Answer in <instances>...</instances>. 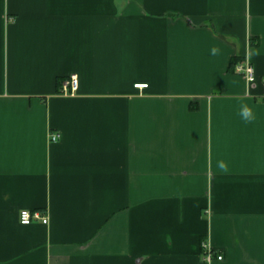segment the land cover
Wrapping results in <instances>:
<instances>
[{
	"label": "crops",
	"instance_id": "obj_1",
	"mask_svg": "<svg viewBox=\"0 0 264 264\" xmlns=\"http://www.w3.org/2000/svg\"><path fill=\"white\" fill-rule=\"evenodd\" d=\"M203 242L264 264V0H0V264H207Z\"/></svg>",
	"mask_w": 264,
	"mask_h": 264
},
{
	"label": "built area",
	"instance_id": "obj_2",
	"mask_svg": "<svg viewBox=\"0 0 264 264\" xmlns=\"http://www.w3.org/2000/svg\"><path fill=\"white\" fill-rule=\"evenodd\" d=\"M235 72L242 75L244 79L248 83H252L255 79V70L252 64L250 63L249 59L239 62L235 66ZM148 85H136V88L143 89L147 88ZM79 88V79L77 75L71 76L66 82L62 85L61 94L63 96H73L77 93ZM61 135L58 133H50L49 134V141L51 143H56L60 140ZM50 219L48 215L42 214L39 211H30V210H22L19 213V222L22 225H30L33 223H41L47 225ZM202 258L203 261L207 264L213 263L215 260L221 261L223 256L218 254L216 250H214L208 242L202 243Z\"/></svg>",
	"mask_w": 264,
	"mask_h": 264
},
{
	"label": "clouds",
	"instance_id": "obj_3",
	"mask_svg": "<svg viewBox=\"0 0 264 264\" xmlns=\"http://www.w3.org/2000/svg\"><path fill=\"white\" fill-rule=\"evenodd\" d=\"M215 49H213V52L215 53ZM241 116L243 117V119H245L246 121H251L254 119V114L251 108H249L247 105H243L241 107ZM218 167L222 170V171H227V164L224 161H219L218 162Z\"/></svg>",
	"mask_w": 264,
	"mask_h": 264
},
{
	"label": "trees",
	"instance_id": "obj_4",
	"mask_svg": "<svg viewBox=\"0 0 264 264\" xmlns=\"http://www.w3.org/2000/svg\"><path fill=\"white\" fill-rule=\"evenodd\" d=\"M238 63H239V59H238V58L234 59V61H233L232 64H231V69H230V70H232V72H235V66H236Z\"/></svg>",
	"mask_w": 264,
	"mask_h": 264
}]
</instances>
